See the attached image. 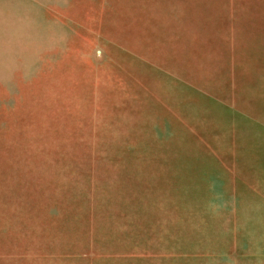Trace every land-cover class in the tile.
<instances>
[{
	"label": "rangeland",
	"instance_id": "1",
	"mask_svg": "<svg viewBox=\"0 0 264 264\" xmlns=\"http://www.w3.org/2000/svg\"><path fill=\"white\" fill-rule=\"evenodd\" d=\"M0 264H264V0H0Z\"/></svg>",
	"mask_w": 264,
	"mask_h": 264
}]
</instances>
